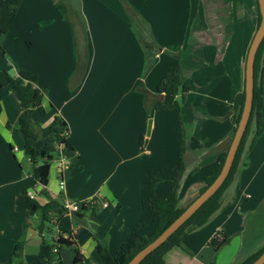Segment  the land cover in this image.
<instances>
[{
	"label": "crops",
	"instance_id": "crops-1",
	"mask_svg": "<svg viewBox=\"0 0 264 264\" xmlns=\"http://www.w3.org/2000/svg\"><path fill=\"white\" fill-rule=\"evenodd\" d=\"M67 1L77 12L78 18L72 13L75 31L55 0H22L11 29L0 34V68L13 75L20 68L35 72L37 85L47 88L43 98L47 113L37 120L48 126L58 114L67 122L68 138L77 152L67 160L65 188H60V168L54 161L56 183L49 175L47 189L54 198L63 194L88 204L79 212L66 208L61 214L54 208L52 224L58 232L53 239L62 232L79 249L61 252L65 264H103L95 235L116 253L135 229L140 235L154 229L157 212L146 202L145 183L156 169L164 168L156 196H166L171 188L175 174L171 168L177 165L181 138L179 113L185 141L180 204L225 160L236 124L233 100L245 87L257 9L254 0H244L245 27H237L225 41L223 32L210 34L209 27H192L199 12L205 16L208 9L200 0H127L141 14L143 26L123 0ZM84 51L87 69L76 81L77 55ZM188 51L192 54H186V60ZM177 57L191 89L178 95L179 111L159 110L154 102L162 97L157 85L178 63ZM257 81L264 89L262 71ZM0 102V263L12 259L13 264H36L42 240L35 239L38 231L32 223L38 211L25 208L32 164L19 129L22 108L16 95L2 86ZM244 152L213 219L189 232L182 246L167 252L165 264H218L222 248L244 232L246 216L264 208V132ZM40 188L36 187L37 193ZM40 196L43 202L48 198ZM61 226L70 231H60ZM220 231L228 241L216 251L209 241ZM254 233L258 242L229 264L264 244V238L257 239Z\"/></svg>",
	"mask_w": 264,
	"mask_h": 264
},
{
	"label": "trees",
	"instance_id": "trees-1",
	"mask_svg": "<svg viewBox=\"0 0 264 264\" xmlns=\"http://www.w3.org/2000/svg\"><path fill=\"white\" fill-rule=\"evenodd\" d=\"M22 0H0V34L8 33L11 29L19 4ZM257 9V24L259 27L261 22V13L259 9L258 0H254ZM57 6L63 11L64 15L71 21L74 27V18H72L75 12L73 7L67 0H55ZM127 9L130 11L133 9L137 16L138 22L143 26L145 21H142V16L137 12L136 8L127 1L123 0ZM77 17V16H76ZM78 18V17H77ZM151 43V42H149ZM149 47L151 45L149 44ZM159 49V47H157ZM264 38L257 51L255 60V90L253 109L248 123L245 134L240 143L234 164L232 169L219 188V190L213 194L207 201H205L200 208L182 225L180 226L164 243L157 247L154 251L148 254L139 264H165V255L175 246L183 245V238L191 231L205 225L211 217L219 210L222 204V197L224 191L233 181L235 172L238 168L239 162L245 151L246 141L250 139L251 145L264 132V89L262 84H258L257 75L259 71L264 74ZM178 63L169 68L166 73L160 79L157 89L162 97L154 100L155 106L159 110L166 109H178L180 110V101L178 95L180 93L186 95L191 89V85L185 80L183 75V67L181 57H178ZM87 52L84 51V55H80L78 52L77 63L74 71L75 80L78 81L83 77V74L87 69ZM263 62V63H262ZM0 86L13 92L18 98L22 111L19 117V129L24 137V149L26 155L29 157L31 168V180L27 187H25L24 198L25 208L27 212L40 211L41 223L39 224V232L43 234L47 229V225L52 223L51 211L54 208H59L62 214L65 207V197L62 194L60 198H54L51 196L50 190L47 189L49 183V175L53 162L57 157L63 153L67 157H73L77 150L76 147L69 140V126L61 115H56L53 122L48 126H43L37 120V117L44 116L47 113V107L43 103L44 95L47 88H41L37 85V74L31 70L20 68L17 75H13L7 69L0 68ZM146 91V90H145ZM150 94L147 93V98H150ZM245 100V87L237 93L234 97V109H235V133L236 127L239 123L243 105ZM2 111V104L0 102V113ZM182 115L179 113V121L181 124V138L180 147L178 153L177 165L171 168L175 174L170 179L171 188L166 196H156L155 190L158 183L162 180L160 172L164 168H158L154 171V174L145 183L146 191L148 192L147 203H150L156 208V224L152 232L148 235H140L135 229L127 241L121 246L120 250L116 253H112L108 246L95 235L97 238V250L103 258V264H127L129 260L145 245L156 238L179 214L202 192L209 184L213 182L216 176L219 174L222 164L213 169L205 178L204 185L195 193L188 196L187 199L180 204L178 189L180 181L185 169V141H184V125L182 123ZM255 125V130L253 126ZM253 129V130H252ZM234 135V134H233ZM252 137V138H251ZM63 144L62 152L59 147ZM41 186L37 195L31 197L28 194L29 188ZM45 195L47 200L41 202L38 199V195ZM94 206H96L94 204ZM79 212V211H77ZM70 231L67 227H62L60 231ZM228 236L223 235L219 237L214 235L209 244L217 251L227 241ZM23 244V240L16 244L15 256L19 254ZM74 248L79 251L77 246H74L68 238L62 236L60 233L59 238L48 241L43 238L40 248L35 255L36 264H65L61 257V252L67 248ZM264 250V244L258 247L256 250L248 253L236 264H249L254 261ZM12 259L0 264H13Z\"/></svg>",
	"mask_w": 264,
	"mask_h": 264
},
{
	"label": "rangeland",
	"instance_id": "rangeland-1",
	"mask_svg": "<svg viewBox=\"0 0 264 264\" xmlns=\"http://www.w3.org/2000/svg\"><path fill=\"white\" fill-rule=\"evenodd\" d=\"M200 1L206 2L208 5V9L206 8L205 16L201 12H199V17H197L196 19L198 20V22L196 25L193 24L192 27H209L210 34L214 33L216 30L220 33L223 32V39L225 41L229 40L230 33L232 34L233 30H237V27H239L240 29H243L245 27L243 25V22L245 21L247 16L246 15L247 1L244 2V0H239V2L237 3L235 2L236 0H234V2L231 0H200ZM210 3H211V7H210ZM233 13H234V18H233ZM196 16L194 17L193 21L195 20ZM239 20L240 23L238 24ZM188 53L189 51L187 53L186 52L184 53L183 56L184 59L186 58L187 55L191 56L192 53L191 54ZM194 58L195 57L192 56L190 60H194ZM188 74H191L190 71ZM182 114L184 115L183 111ZM253 129L255 130V125L253 126ZM249 145H250V139H247L246 141L247 149ZM247 149H245V152L247 151ZM245 155L246 154H244V156ZM56 170H57L56 163H54L52 164L51 174H50L51 180L53 179L54 183H56V176H55ZM38 199L43 203L44 198L42 196L39 195ZM213 217L214 215L211 218L213 219ZM41 218L42 217L40 211H38L37 213H33V218H32L33 227L37 228L38 231L37 235L35 236V239L37 241H41V240L43 241V238H45L48 241H52L53 235L54 236L57 235L58 226L56 224L49 223L47 225V229L44 230L45 234H41L39 232V224L41 223ZM212 219H210L209 221H211ZM246 219H247V224L244 228V232L235 234L231 238V241L228 243V246L226 248L225 246L222 248V252L219 253L220 257H218L219 258L218 264H229L233 260V258L245 254L247 248L251 244H256L258 240L253 239L252 231L255 232L254 236H257V239L264 238V208L260 207L256 211L252 213L250 212V214L246 216ZM217 234L220 237L222 236L221 231L218 232Z\"/></svg>",
	"mask_w": 264,
	"mask_h": 264
},
{
	"label": "water",
	"instance_id": "water-1",
	"mask_svg": "<svg viewBox=\"0 0 264 264\" xmlns=\"http://www.w3.org/2000/svg\"><path fill=\"white\" fill-rule=\"evenodd\" d=\"M261 13V22L251 41L247 60L245 76V100L239 123L227 151L225 160L219 174L207 188L202 191L156 238L141 248L127 264H139L148 254L164 243L180 226H182L213 194H215L228 177L234 164L240 143L247 129L253 109L255 90V60L259 46L264 38V0H258ZM152 120L149 121L148 132ZM249 264H264V250Z\"/></svg>",
	"mask_w": 264,
	"mask_h": 264
},
{
	"label": "built area",
	"instance_id": "built-area-1",
	"mask_svg": "<svg viewBox=\"0 0 264 264\" xmlns=\"http://www.w3.org/2000/svg\"><path fill=\"white\" fill-rule=\"evenodd\" d=\"M59 149L62 152L63 144L60 145ZM68 159H69V157L65 156L63 153H61L60 156L55 159V161L57 162V164L59 165V168H60V184L59 185H60L61 190H63L65 188L64 170L66 168H68V162H67ZM28 194L31 197H35L37 195L36 187L29 188ZM86 204H88V203L71 201V200H68L65 198V204L64 205L69 211H81L82 209H84Z\"/></svg>",
	"mask_w": 264,
	"mask_h": 264
}]
</instances>
